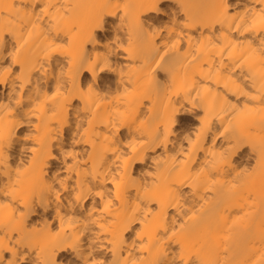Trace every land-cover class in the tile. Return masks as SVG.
I'll return each mask as SVG.
<instances>
[{
    "label": "bare ground",
    "instance_id": "6f19581e",
    "mask_svg": "<svg viewBox=\"0 0 264 264\" xmlns=\"http://www.w3.org/2000/svg\"><path fill=\"white\" fill-rule=\"evenodd\" d=\"M157 3L0 0V205L54 189L0 212L5 264H264L261 0Z\"/></svg>",
    "mask_w": 264,
    "mask_h": 264
},
{
    "label": "snow or ice",
    "instance_id": "6c2138e0",
    "mask_svg": "<svg viewBox=\"0 0 264 264\" xmlns=\"http://www.w3.org/2000/svg\"><path fill=\"white\" fill-rule=\"evenodd\" d=\"M174 7V5L170 4V0H158V3L156 4L154 11L163 13L165 15H169L171 8ZM223 11L227 13V5L223 6ZM234 21H237L236 23V30L239 32H248L249 34H253L257 31L260 32L261 36H264V0H261V7L259 12H254L249 18H245L244 16H240L239 14L235 17H232ZM92 31L95 32L97 29H101L104 27V24L102 20L98 19L92 24ZM72 31H79V24L73 23L72 25ZM105 37L103 35L100 36V39H104ZM89 41L93 44H99V40H96L94 36L90 34ZM109 44H114L113 41H109ZM251 45V42H249ZM231 47V46H229ZM107 51V47L105 48ZM227 50V49H226ZM260 52H261V64L264 65V39L260 41ZM244 57L241 58V61H243ZM91 60V58H90ZM105 59L104 58H96L94 62L90 63V67L88 68V71L91 73V83H88L86 85V91L91 93L93 91L94 85H96L95 78L106 71H108ZM114 70V69H111ZM178 92L179 95V89L183 88V85H178ZM191 90H195L194 88ZM244 95H247L245 93ZM261 103L264 104V97L261 98ZM235 111V110H234ZM242 111H247V106H245ZM174 119L176 118V113H173ZM262 125H264V120L261 121ZM250 131L253 129H249ZM262 132H264V127L261 129ZM262 140H264V137H262ZM130 149H132V146H129ZM237 148H243L244 151H247L249 145L248 142L245 140H241L237 145ZM134 151V149H132ZM241 155H244V152L240 153ZM5 188H9V185H5ZM54 192V189L52 186H46L42 188H37L33 186L31 190H25L23 188H20L19 186L13 187L10 191H5L3 193L5 200L7 203L0 205V212H6L8 209H11V216L8 218L6 222L7 224H10L13 219L16 218V215L18 212H20L21 207L31 210V207L40 206V204L43 203L44 198L46 195H51ZM99 195V193H98ZM57 198L59 197V193H56ZM82 197H77V199H80ZM75 250V248H74ZM0 264H5V262L0 259ZM7 264H23L22 261L17 259L16 261L9 260L7 261ZM75 264H82L81 261H76ZM83 264H101V262L94 261L90 257L86 262H83ZM155 264H169V261L165 259H158ZM172 264H183L182 261L176 262L173 261ZM192 264H199V261L193 260Z\"/></svg>",
    "mask_w": 264,
    "mask_h": 264
}]
</instances>
